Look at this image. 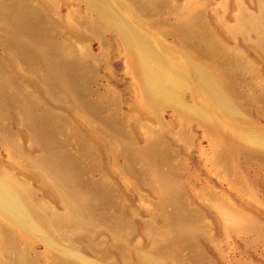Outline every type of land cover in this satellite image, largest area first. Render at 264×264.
Listing matches in <instances>:
<instances>
[{
    "label": "rangeland",
    "instance_id": "obj_1",
    "mask_svg": "<svg viewBox=\"0 0 264 264\" xmlns=\"http://www.w3.org/2000/svg\"><path fill=\"white\" fill-rule=\"evenodd\" d=\"M102 2L0 0V179L33 219L0 206V264H264V0ZM125 31L197 113L152 100Z\"/></svg>",
    "mask_w": 264,
    "mask_h": 264
},
{
    "label": "bare ground",
    "instance_id": "obj_2",
    "mask_svg": "<svg viewBox=\"0 0 264 264\" xmlns=\"http://www.w3.org/2000/svg\"><path fill=\"white\" fill-rule=\"evenodd\" d=\"M92 8L104 19L109 21L111 17L110 11L104 6L102 0H87ZM126 32V41L131 56L138 67L142 76V81L149 91L153 101L161 103H169L180 108L185 113L195 114L196 110L186 106L182 101L183 98L179 92L178 82L180 78L171 72L168 65L161 60L157 51L147 42L141 39L136 33ZM198 83L202 89L209 93L215 107L231 110L229 95L223 86V83L215 78L211 71L198 63H194ZM187 76V74H183ZM179 109V110H180ZM200 115L210 125L214 124L215 118L209 109L200 110ZM217 123V122H216ZM249 143L262 146L264 148V134L255 132L251 135H242ZM4 179V178H2ZM0 179V206L10 208L17 213L23 215L27 220L33 223L22 198L16 192L14 187L7 181ZM8 179V178H7ZM10 181V180H8ZM12 182V181H11ZM14 183V182H13ZM16 186V185H14ZM17 188V187H16ZM18 193V194H15Z\"/></svg>",
    "mask_w": 264,
    "mask_h": 264
}]
</instances>
